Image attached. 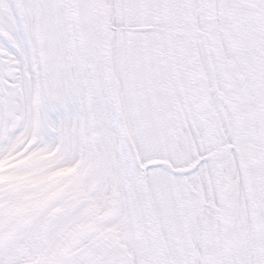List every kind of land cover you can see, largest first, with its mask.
Segmentation results:
<instances>
[{
    "label": "snow or ice",
    "instance_id": "6c2138e0",
    "mask_svg": "<svg viewBox=\"0 0 264 264\" xmlns=\"http://www.w3.org/2000/svg\"><path fill=\"white\" fill-rule=\"evenodd\" d=\"M0 264H264V0H0Z\"/></svg>",
    "mask_w": 264,
    "mask_h": 264
}]
</instances>
